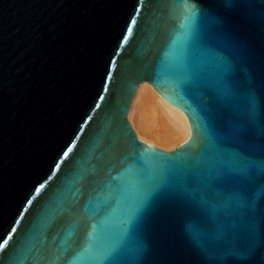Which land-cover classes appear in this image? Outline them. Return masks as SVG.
Masks as SVG:
<instances>
[{
	"label": "water",
	"instance_id": "1",
	"mask_svg": "<svg viewBox=\"0 0 264 264\" xmlns=\"http://www.w3.org/2000/svg\"><path fill=\"white\" fill-rule=\"evenodd\" d=\"M142 81L187 117L172 149L128 120ZM0 243V264H264V0H0Z\"/></svg>",
	"mask_w": 264,
	"mask_h": 264
},
{
	"label": "bare ground",
	"instance_id": "2",
	"mask_svg": "<svg viewBox=\"0 0 264 264\" xmlns=\"http://www.w3.org/2000/svg\"><path fill=\"white\" fill-rule=\"evenodd\" d=\"M128 120L139 139L162 149H172L189 136L186 115L164 99L147 81L136 88Z\"/></svg>",
	"mask_w": 264,
	"mask_h": 264
},
{
	"label": "snow or ice",
	"instance_id": "3",
	"mask_svg": "<svg viewBox=\"0 0 264 264\" xmlns=\"http://www.w3.org/2000/svg\"><path fill=\"white\" fill-rule=\"evenodd\" d=\"M131 26H129V29H130ZM127 37H125L126 39ZM235 74V69L232 70V73L229 74V75H226L225 76V86H224V91L225 93L227 94V92L229 91V88L227 87V82L230 80L231 78V75H234ZM65 155H67V153H65ZM49 179H51V177H49ZM44 185H40V188H43ZM40 188H37L36 191L39 192L40 191ZM29 203H31V201H29ZM190 211H196V208H195V205H193L191 208H190ZM249 224H251V220H249ZM4 248V244L3 243H0V249H3ZM112 264H119V262H115L113 261Z\"/></svg>",
	"mask_w": 264,
	"mask_h": 264
}]
</instances>
